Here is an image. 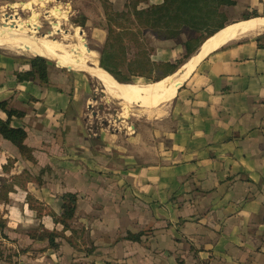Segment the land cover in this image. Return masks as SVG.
Masks as SVG:
<instances>
[{
  "label": "crops",
  "instance_id": "crops-1",
  "mask_svg": "<svg viewBox=\"0 0 264 264\" xmlns=\"http://www.w3.org/2000/svg\"><path fill=\"white\" fill-rule=\"evenodd\" d=\"M236 1L229 8L264 19V0ZM260 37L264 30L198 65L158 116L163 126L149 128L160 138L155 147L134 128L125 139L88 129L84 78L49 66L48 84L20 82L30 65L0 52V103L24 114L12 127L26 131L35 158L29 162L0 135V185L10 188L0 203L2 239L18 250L0 264H264ZM168 55L163 50L156 62L173 63ZM68 193L78 197L71 228L55 222ZM38 227L65 239L56 247L35 240L27 231Z\"/></svg>",
  "mask_w": 264,
  "mask_h": 264
},
{
  "label": "rangeland",
  "instance_id": "rangeland-1",
  "mask_svg": "<svg viewBox=\"0 0 264 264\" xmlns=\"http://www.w3.org/2000/svg\"><path fill=\"white\" fill-rule=\"evenodd\" d=\"M163 3L164 0H0V27L4 19L10 20L8 25L12 27L20 19L33 18L39 20L42 24V28L36 36L37 39H40L41 36L49 35L51 36L49 40L60 41L59 43L64 46L76 45L78 43L74 30L78 28L79 38L81 37L85 40L87 48L95 52L100 61L108 40L109 27L112 26L117 34L123 36L122 55H124L127 62L126 65L121 67L126 71L125 66L127 68V65L135 63L138 60L144 63L146 59H149L151 64L158 65L161 62H156V60L158 57H161L163 50L169 53L168 59L173 60V63L183 60L187 54L185 49L186 44L191 43L192 49L197 52L205 39L206 33L212 30L211 28L205 30V33H198L184 28L176 39L158 36L151 29L139 23L135 11H145L158 7ZM246 11L247 9L242 6L236 9L223 8L221 10L223 14L221 22L229 26L233 22L249 17V15L245 14ZM59 29L62 30L61 33H59ZM0 52L14 56L19 61L39 57L19 50L15 46L0 47ZM48 59L46 60L49 62L50 67L54 69L56 67L62 73L75 74L90 83L88 100L80 106V109L83 111V121L88 129L93 130V132H104L109 135L121 133V136L125 139L126 133H134V128L136 132L143 135L146 147L148 145L150 147L159 145L160 138L155 134H151V129L149 130V128L158 129L159 126H163V122L159 120L158 116L163 115L166 110L165 108H163L165 110L147 112L139 104L130 105L131 107L129 106V108L121 100L106 94L100 83L86 72L68 68L57 60L55 62L53 59ZM153 70L152 79L135 77L133 78L134 83L145 85L153 83L154 77L163 75L166 71L164 68H154ZM107 72L113 75L117 81L121 80L117 71ZM124 146L131 150L128 142L124 143ZM9 189L8 185H4L3 183L0 185V203L8 201L7 194ZM35 201L32 198L31 204L35 205L34 207L36 208L42 209V207L36 206L39 203ZM0 222H6L3 219V215H0ZM39 228L31 229L27 231V234L29 235L30 232L40 230ZM6 240L0 238V257L2 258L3 256L9 258L18 251L16 248L11 247L9 241Z\"/></svg>",
  "mask_w": 264,
  "mask_h": 264
},
{
  "label": "trees",
  "instance_id": "trees-1",
  "mask_svg": "<svg viewBox=\"0 0 264 264\" xmlns=\"http://www.w3.org/2000/svg\"><path fill=\"white\" fill-rule=\"evenodd\" d=\"M236 4V0H164V3L158 7H153L145 11L136 10L135 15L141 25L151 29L155 34H158V36L167 37V39L178 38L181 30L184 28L191 29L198 33H205V30L212 28V30L206 33L205 39L203 43H201L202 45L209 38L226 27L225 23L221 22L223 17L221 10L226 7H234ZM254 17L255 16L246 17L245 20ZM263 40L264 37L258 39V41ZM185 49L187 54L183 60L176 63H158V65H154L150 63L149 59H146L144 63L138 60L135 63L133 62L127 65V68L125 66L126 73L121 67L126 65L127 62L124 55H122L123 36L117 34L113 27L110 26L109 36L101 56L100 66L110 72H113L111 70L117 71L121 79L118 82L122 84H133V78L135 77L147 78L150 80L152 79L154 68H164L166 71L163 75L154 77L153 83H155L172 76L196 53L195 50L192 49L191 43H187ZM20 61L31 67L29 72L18 73L17 77L20 82L32 80L40 81L45 84L49 83V62L46 58L36 57L32 59H22ZM0 109L5 111L8 115V120L6 122L0 121V135L5 140L12 143L24 158L34 162V151L25 144L27 139L26 131L21 128L12 127V118L14 116L22 118L24 114L11 109L8 102L0 103ZM62 202V213L59 217H55V222L66 228H71V222L74 220L76 214L78 197L75 194L68 193L62 197ZM31 207L34 208L33 205ZM36 210H38L39 215H41L42 209L36 208ZM5 229L6 223L0 222V238H7L4 233ZM39 229L40 230L30 232L29 235L35 240L49 241L51 247H56V239H65L64 235L58 232H48L42 228Z\"/></svg>",
  "mask_w": 264,
  "mask_h": 264
},
{
  "label": "bare ground",
  "instance_id": "bare-ground-1",
  "mask_svg": "<svg viewBox=\"0 0 264 264\" xmlns=\"http://www.w3.org/2000/svg\"><path fill=\"white\" fill-rule=\"evenodd\" d=\"M2 22L0 27V47L15 46L17 49L26 51L34 56L53 59L55 62L57 60L63 66L82 70L97 80L109 96L121 100L128 107L139 104L146 112L161 110L172 103L190 75L212 52L242 37L264 30V19L242 21L229 25L209 38L175 75L145 85L119 83L113 76L102 69L97 54L87 48L83 38H79L78 28L74 29L78 43L64 46L59 43L60 41L49 40L51 37L49 35L41 36L40 39L36 38L42 28L39 20L33 18L20 19L12 27L8 25L10 20L4 19ZM61 32L62 30L59 29V33ZM68 33L70 34V32Z\"/></svg>",
  "mask_w": 264,
  "mask_h": 264
}]
</instances>
